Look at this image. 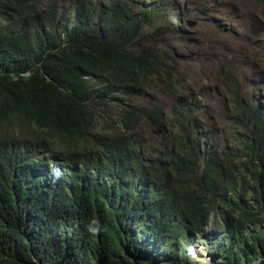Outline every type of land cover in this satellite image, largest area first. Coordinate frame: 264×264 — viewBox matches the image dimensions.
<instances>
[{
  "label": "trees",
  "instance_id": "16d2710c",
  "mask_svg": "<svg viewBox=\"0 0 264 264\" xmlns=\"http://www.w3.org/2000/svg\"><path fill=\"white\" fill-rule=\"evenodd\" d=\"M57 3L0 0V264H206L197 242L209 264H264V104L223 63L226 155L182 55L143 33L151 4ZM175 16L160 30L181 37Z\"/></svg>",
  "mask_w": 264,
  "mask_h": 264
},
{
  "label": "rangeland",
  "instance_id": "374dc122",
  "mask_svg": "<svg viewBox=\"0 0 264 264\" xmlns=\"http://www.w3.org/2000/svg\"><path fill=\"white\" fill-rule=\"evenodd\" d=\"M55 1L60 6L67 4L70 0H45V3L49 5ZM84 1L87 4H93L109 0ZM126 1H137L143 6L151 4L150 8L153 10H149L148 13L153 12L154 23L144 18L142 25L146 39H152L148 36L151 34L153 36L151 43L154 42L155 47H168L182 55V60L179 62L181 63L180 75L190 81L195 89H201L206 94L203 98L204 113L209 116V121L217 129L212 131V140L220 145L219 148H222L226 155L233 156L237 145L240 148V137L235 133L231 135L226 126L230 123L229 114L232 108L227 94L222 89V83L225 82L222 77L226 74L223 63L228 62L235 69L233 75L241 84L243 91L251 90L256 100L264 104V0ZM136 9L142 12L140 6ZM175 13H179L182 17V20L178 22L182 29L181 37L164 34L160 30L169 22L176 25ZM68 19L71 25V15ZM188 21L195 24L190 27L186 24ZM227 53L235 54V59L229 55L225 57ZM151 95L152 88L147 87L143 97L147 103L159 105L165 112L171 110V99L158 94V99L153 100ZM225 99L227 104L224 102ZM108 107L103 105L101 111L111 117H117L120 108ZM102 124L100 121L97 128H100ZM7 130L6 127L3 129V131ZM158 130L156 126H148L145 136L147 138L153 136L158 140L156 136ZM32 134L31 130L24 129L21 136L25 140H31ZM191 247L192 250L189 253L191 259L209 264L207 246L197 242L196 246Z\"/></svg>",
  "mask_w": 264,
  "mask_h": 264
},
{
  "label": "clouds",
  "instance_id": "9594fccd",
  "mask_svg": "<svg viewBox=\"0 0 264 264\" xmlns=\"http://www.w3.org/2000/svg\"><path fill=\"white\" fill-rule=\"evenodd\" d=\"M68 5H70V4H68ZM68 5H67V6H68ZM176 21H177V19H176ZM188 22H192V21H188ZM188 22L186 23L187 25H188ZM193 23H195V22H193ZM189 26H190V25H189ZM98 230H99L98 228H93V229H92L93 232H96V231H98Z\"/></svg>",
  "mask_w": 264,
  "mask_h": 264
},
{
  "label": "water",
  "instance_id": "95a60500",
  "mask_svg": "<svg viewBox=\"0 0 264 264\" xmlns=\"http://www.w3.org/2000/svg\"><path fill=\"white\" fill-rule=\"evenodd\" d=\"M195 23L193 22H188V25H190V27H192Z\"/></svg>",
  "mask_w": 264,
  "mask_h": 264
}]
</instances>
